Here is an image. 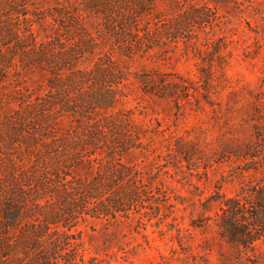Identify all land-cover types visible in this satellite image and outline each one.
<instances>
[{"label": "trees", "instance_id": "trees-1", "mask_svg": "<svg viewBox=\"0 0 264 264\" xmlns=\"http://www.w3.org/2000/svg\"><path fill=\"white\" fill-rule=\"evenodd\" d=\"M152 1L62 0L39 8L34 0H0V84L38 68L45 89L26 98L15 95L19 104L8 110L0 107V264H73L63 248L75 245V224L87 217L128 216L149 198L166 195L148 184L141 167L121 158L141 140L128 113L110 111L128 79L111 49L133 57L173 37L205 53L202 47L213 37L199 38L194 27L206 26L216 11L207 3L192 4L159 29L142 31L139 21ZM42 19L49 20L51 31L39 39L32 25ZM106 43L110 50L82 64L88 52ZM209 55L221 67L226 63L220 45ZM200 72L208 87L213 71ZM142 77L160 95L169 86L156 73ZM17 86L12 91L20 93ZM63 115L75 123L58 132ZM173 150L183 153L178 146ZM83 163L97 166L80 174ZM223 197L219 234L245 250L256 249L264 239V176ZM150 207V218L162 221L160 206ZM253 263L264 264V258L256 256Z\"/></svg>", "mask_w": 264, "mask_h": 264}, {"label": "rangeland", "instance_id": "rangeland-1", "mask_svg": "<svg viewBox=\"0 0 264 264\" xmlns=\"http://www.w3.org/2000/svg\"><path fill=\"white\" fill-rule=\"evenodd\" d=\"M59 1L34 0V4L46 8ZM204 3L216 11L206 26L194 27L199 38L213 37L209 47H202L205 53L173 37L133 57L111 49L128 79L110 111L128 113L141 140L140 146L129 148L121 158L141 167L148 184L166 195L148 196L146 206L135 207L128 216L87 217L75 224V245L63 248L67 261L257 264L253 263L256 256L264 258V239L256 249L245 250L222 237L217 225L223 196L264 176V0H153L139 28L159 29L192 4ZM32 29L41 39L51 26L42 19L34 21ZM213 45H220L226 54L223 67L216 57L209 59ZM110 46H95L82 64H92ZM201 68L213 71L208 87L200 80ZM154 73L169 82L160 89L161 95L155 83L142 77ZM43 79V72L35 68L5 80L0 84V107L8 110L18 105L15 95L26 98L43 92ZM15 84L20 93L12 91ZM74 123L63 115L56 131L65 132ZM177 146L182 154H175ZM88 165L81 164L77 172L90 174L97 166ZM211 196L214 199L209 200ZM155 205L160 206L162 221L150 218V206Z\"/></svg>", "mask_w": 264, "mask_h": 264}]
</instances>
